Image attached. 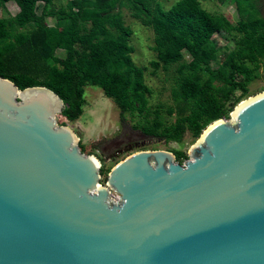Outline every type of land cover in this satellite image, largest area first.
I'll list each match as a JSON object with an SVG mask.
<instances>
[{
  "label": "water",
  "instance_id": "obj_1",
  "mask_svg": "<svg viewBox=\"0 0 264 264\" xmlns=\"http://www.w3.org/2000/svg\"><path fill=\"white\" fill-rule=\"evenodd\" d=\"M47 87L0 76V264H264V92L180 165L144 150L100 185Z\"/></svg>",
  "mask_w": 264,
  "mask_h": 264
},
{
  "label": "trees",
  "instance_id": "obj_2",
  "mask_svg": "<svg viewBox=\"0 0 264 264\" xmlns=\"http://www.w3.org/2000/svg\"><path fill=\"white\" fill-rule=\"evenodd\" d=\"M54 1L0 0L2 6L13 2L18 8L15 16L0 19V76L19 89L47 87L62 99L61 117L71 122L82 116L88 85L112 99L120 117L136 112L147 119L150 89L144 82V69L132 60V31L124 27L118 13L123 7L152 30L153 68L176 64L183 60V53L194 62L195 72L183 74L181 70L180 81L171 90L174 121L163 125L154 116L139 128L143 136L179 145L188 132L196 141L209 124L242 101L239 98L246 93L259 60L264 67V19L258 0H234L240 17L235 26L224 16L203 10L199 0H180L168 10L154 0H70L66 7L53 9ZM39 2L43 4L40 13ZM47 18H54L55 23L48 25ZM215 35L239 38L233 51L213 68L220 52L212 40ZM58 52L63 58L57 57ZM200 73L208 78L202 81ZM235 91L239 96L234 97ZM171 153L179 163L187 152Z\"/></svg>",
  "mask_w": 264,
  "mask_h": 264
},
{
  "label": "rangeland",
  "instance_id": "obj_3",
  "mask_svg": "<svg viewBox=\"0 0 264 264\" xmlns=\"http://www.w3.org/2000/svg\"><path fill=\"white\" fill-rule=\"evenodd\" d=\"M70 0H55L51 8L58 9L66 7ZM180 0H154L160 4L164 10L170 9ZM203 10L212 15L224 16L231 25L235 26L240 17L235 9L234 0H199ZM43 4H37V12L42 11ZM257 8L261 17L264 19V0H258ZM18 12L17 6L13 2L6 5H0V19L11 18ZM122 18L124 27L132 31L129 39V45L134 49L132 60L134 64L144 69V82L150 89L147 95L148 115L146 122L155 119L163 125H168L176 118L175 103L171 97V90L176 86L183 74L195 72L192 69L194 62L183 53V60L176 64L163 67L159 65L156 69L150 63L156 60V54L153 52L154 35L152 30L138 20L133 19V12L128 7H123L118 11ZM245 18V16H243ZM47 24L53 25L54 18H47ZM15 31H23L16 29ZM239 37H221L215 35L212 40L220 50L217 60L212 63L216 68L233 51L235 41ZM57 57L63 58V53L58 52ZM259 68L254 73L253 79L246 85V93L240 100H245L259 93L264 92V67L263 60H259ZM202 81L208 76L200 73ZM215 85V82H212ZM239 91L234 92V97L239 96ZM171 110V113H168ZM230 113L222 119L228 120ZM58 125H64L72 129L79 140L82 148V154L95 157L99 164V184L103 185L108 172L122 159L130 154L144 150H162V151H182L187 152L194 138L188 132L184 134L181 144H164L162 140L143 136L140 127L145 123L143 115L136 112L126 113L123 118L120 117V111L114 101L106 97L100 88L86 86L84 88V105L82 116L76 121H68L58 116L56 118ZM187 158H182L178 164H182Z\"/></svg>",
  "mask_w": 264,
  "mask_h": 264
}]
</instances>
